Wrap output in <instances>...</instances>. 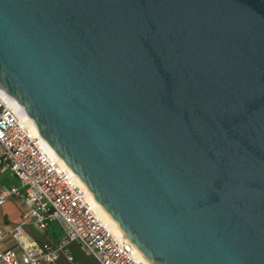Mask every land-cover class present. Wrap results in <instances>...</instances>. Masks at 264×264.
Wrapping results in <instances>:
<instances>
[{
	"label": "water",
	"instance_id": "95a60500",
	"mask_svg": "<svg viewBox=\"0 0 264 264\" xmlns=\"http://www.w3.org/2000/svg\"><path fill=\"white\" fill-rule=\"evenodd\" d=\"M0 88L147 264H264V0H0Z\"/></svg>",
	"mask_w": 264,
	"mask_h": 264
},
{
	"label": "built area",
	"instance_id": "2783aa9c",
	"mask_svg": "<svg viewBox=\"0 0 264 264\" xmlns=\"http://www.w3.org/2000/svg\"><path fill=\"white\" fill-rule=\"evenodd\" d=\"M0 88V174L7 172L16 185L0 184V205L15 197L23 202L20 222L7 232L20 248L0 249L1 264H44L66 244L76 241L95 264H145L123 233L113 231L92 207L82 182L51 153L28 119ZM56 222L63 237L56 244L39 242L24 231V224L44 228ZM4 232L0 229V239Z\"/></svg>",
	"mask_w": 264,
	"mask_h": 264
},
{
	"label": "crops",
	"instance_id": "0c3cea01",
	"mask_svg": "<svg viewBox=\"0 0 264 264\" xmlns=\"http://www.w3.org/2000/svg\"><path fill=\"white\" fill-rule=\"evenodd\" d=\"M18 183V180L7 172L0 174V184L8 186ZM23 210V202L15 197L6 199L0 205V229L4 232L3 237L0 239V249H13L18 254L21 251L7 232L14 224L20 222ZM23 228L28 235L39 242L46 241L51 244H56L63 237L61 227L54 221L48 222L42 229L36 228L31 223L24 224ZM66 248L67 253L71 256L70 259L67 258L66 253L61 251L53 260L47 261L44 264H95L93 257L85 254L76 241L68 242Z\"/></svg>",
	"mask_w": 264,
	"mask_h": 264
},
{
	"label": "bare ground",
	"instance_id": "6f19581e",
	"mask_svg": "<svg viewBox=\"0 0 264 264\" xmlns=\"http://www.w3.org/2000/svg\"><path fill=\"white\" fill-rule=\"evenodd\" d=\"M13 101V100H12ZM15 106L22 112V115L24 116L25 119H28V121L31 123V126L33 127L34 131H36V128H35V125L34 123L32 122V120L27 117L26 115H24V112H23V109L15 102L13 101ZM46 147L48 148V150L51 152V153H54L53 150L45 143ZM83 185V184H82ZM84 187V186H83ZM85 189V187H84ZM86 191V194H87V197L92 205V207L94 208V210L101 216V218L108 223V225L110 226V228L113 230V231H116V232H120L122 233L118 227L108 218V216L105 214V212L101 209V207L92 199V197L90 196V194L87 192V190L85 189ZM141 258V257H140ZM142 259V258H141ZM143 260V259H142ZM144 261V260H143ZM145 262V261H144ZM145 264H147L145 262Z\"/></svg>",
	"mask_w": 264,
	"mask_h": 264
}]
</instances>
